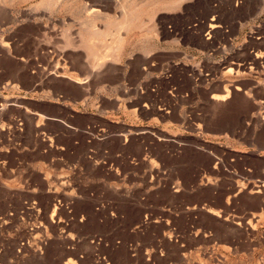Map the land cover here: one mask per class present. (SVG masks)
Returning <instances> with one entry per match:
<instances>
[{"label":"rangeland","instance_id":"374dc122","mask_svg":"<svg viewBox=\"0 0 264 264\" xmlns=\"http://www.w3.org/2000/svg\"><path fill=\"white\" fill-rule=\"evenodd\" d=\"M0 264H264V0H0Z\"/></svg>","mask_w":264,"mask_h":264},{"label":"crops","instance_id":"0c3cea01","mask_svg":"<svg viewBox=\"0 0 264 264\" xmlns=\"http://www.w3.org/2000/svg\"><path fill=\"white\" fill-rule=\"evenodd\" d=\"M230 24L231 25H225V27H227L229 29V33L230 34L232 32L231 35H233V38L235 40H238L239 37L236 35V31H235L236 30L235 28L237 26L236 22H232ZM201 40L203 42V46L202 47L194 46L192 43H187V46H185L186 49L184 50V53H188V54H185V55H186V57H188L190 64H191V61H193V62L197 61V58H199V57L202 58V57L205 56L207 58V54H204L205 53L204 51L206 50V43L204 42L203 37H201ZM161 53H162V56L160 55L159 58L163 59V61L158 63V65H161L162 67L166 66V64H168V63L175 62V60L177 59L176 54H165V52H161ZM245 57H246L247 60L251 59V55L250 54H247ZM163 75H165V73H163ZM253 89H256V87H253ZM174 90H175L174 87H171L165 93L167 95H169L170 97H172L173 96L172 94H173ZM256 102H258V103L261 102L262 103L263 100H256ZM151 107H152V110L153 109H157L159 111H162V109H160L159 104L158 105H153ZM146 109H148V108H146ZM112 112H114L115 114H119L120 111L119 110H114ZM165 114L166 113H163L162 115L160 114L161 115L160 118L158 117L157 119L158 120H160V119L164 120ZM150 119L151 118H149L148 120H150ZM113 122H118V121H113Z\"/></svg>","mask_w":264,"mask_h":264},{"label":"bare ground","instance_id":"6f19581e","mask_svg":"<svg viewBox=\"0 0 264 264\" xmlns=\"http://www.w3.org/2000/svg\"><path fill=\"white\" fill-rule=\"evenodd\" d=\"M215 26V25H214ZM214 26L212 27V28H214ZM216 27V26H215ZM99 36V35H98ZM103 37V36H102ZM92 47V46H91ZM95 48V47H94ZM95 53V52H94ZM214 98H215V100L217 99V100H225L226 99V97H224V96H219V95H216V96H214ZM213 98V99H214ZM71 263V262H70Z\"/></svg>","mask_w":264,"mask_h":264}]
</instances>
